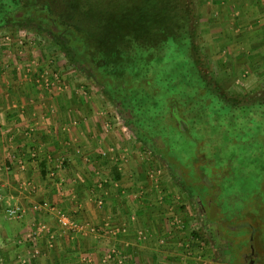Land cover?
<instances>
[{"label": "rangeland", "instance_id": "374dc122", "mask_svg": "<svg viewBox=\"0 0 264 264\" xmlns=\"http://www.w3.org/2000/svg\"><path fill=\"white\" fill-rule=\"evenodd\" d=\"M223 1L185 0L184 15L180 18L181 35H195L199 70L206 80L204 91H210L228 105L236 99L240 106L261 107L264 104V16L259 10L263 13L264 6L260 3L242 17L232 0H227L222 8ZM43 2L51 13L65 21L69 19L70 22V17L78 15L77 12L72 15L74 12L70 8L59 3ZM121 8L115 9L116 12L89 14L88 20L93 23L90 34L94 36L91 51L94 57L87 61L88 66L76 59L71 61L67 57L71 50L68 48L67 53L63 52L55 44L54 40L59 38L62 42L64 38L52 33L58 29L52 27L49 19L48 28L44 30L34 26L32 20L26 27H0V94L3 95L0 105L22 110L32 105L40 110L46 107L54 110V107L60 106L69 112L74 106L76 112L72 115L76 119L70 118L72 123L94 121L95 127L90 134L93 135L96 130L95 134L99 133L101 136L98 134L97 137L101 140L111 139L115 132L122 131L120 137L125 136L124 139L131 143L130 149L137 148L136 153L142 162L144 184L140 191L127 194L132 201H123L122 204H129V208L126 207L123 212L115 208L119 214L111 215L116 221L106 218L107 214L101 211L108 196L109 186H105L108 182L100 180L103 185L99 188L96 178L90 180L89 198L97 211L100 210L96 218L99 217L102 224L91 225L76 220L84 226L78 235L85 237L81 246L86 251L79 259L80 263L76 264H264V201L250 200L246 204L238 201L237 206H242L244 210L231 216L217 207L216 193L204 194L202 204L197 196L188 194L181 171L169 165L162 155L165 150L164 136L160 138L159 134L174 135L177 129L186 132L188 124L197 120L198 109L180 103L181 109L178 110L172 104L167 108L166 117L157 123L160 107L153 93L139 92L134 88L122 95L121 100L106 94L100 83L103 76L111 75V72L121 77V73L128 74V70L133 71L137 67L146 70L148 66L144 56L130 62L119 56L121 52H130V46L136 39V36L126 34L127 23L122 21L124 17L121 16L126 7ZM96 47H103L98 50L99 53L104 52V57L98 55ZM159 61L162 57L158 58V64ZM93 69H100L102 74L98 75ZM8 75L13 79L11 82L7 81ZM188 83L191 84L190 79ZM165 84L172 85L169 82ZM10 89H17V95L5 97L3 91ZM52 110L49 109L45 115H49L50 120H59ZM170 112L176 116L175 122L170 120ZM234 112L237 121L233 122L241 123L246 116L251 117L249 127H244L243 131L250 133L256 127L264 126V110L251 109V113L247 111L243 115L236 110ZM16 115L22 117L20 113ZM20 120L26 121V118ZM169 127H172L170 132ZM25 133L29 136L30 130ZM110 143L112 146L106 147L99 158L115 163L123 161L125 157L117 155L120 151L113 147V142ZM14 154L15 157L11 156L10 160L9 156L5 157L1 166L4 168L2 177L9 179L14 174L25 172L28 160L33 158L30 152L28 157L22 150ZM20 178L17 184L21 187L19 192L29 197L35 192L32 191L35 182ZM110 186L115 188L116 185ZM93 188H97L96 191ZM117 196L119 198L120 195ZM100 199L102 205L98 206ZM14 206H19L23 214L20 218L10 219L7 210ZM22 206L12 197V201L7 200L0 208V264H35L33 262L40 259L41 252L38 250V254H34L38 248L32 247V243L39 247L44 238L33 235L31 226L23 233L16 230L26 214ZM40 207V203L32 204L35 212ZM32 236L37 240L32 241ZM44 244L48 248L46 240ZM48 258L46 264H67L64 259L55 261L57 258L54 259L51 254Z\"/></svg>", "mask_w": 264, "mask_h": 264}, {"label": "trees", "instance_id": "16d2710c", "mask_svg": "<svg viewBox=\"0 0 264 264\" xmlns=\"http://www.w3.org/2000/svg\"><path fill=\"white\" fill-rule=\"evenodd\" d=\"M50 1L70 8L74 12L72 15L77 12V17H70V22L69 19L65 21L51 13L43 0H0V27H26L32 20L34 26L44 30L48 28L49 19L52 27L58 29L52 33L64 38L62 42L57 38L55 44L63 52L67 53L68 48L71 50L67 54L68 59L73 62L76 59L88 66L87 61L94 57L91 52L94 36L90 34L93 23L88 20L89 14L116 12L115 9L126 7L121 12L124 17L122 21L127 23L126 34L136 36V39L130 46V52H121L119 56L127 62L144 56L148 66L146 70L139 67L128 70V74L121 73V77L110 72L111 75L103 76L101 82L97 79L106 94L121 100L122 95L134 88L139 92L153 93L160 107L157 123L166 117L167 108L172 104L178 110L181 109L180 103L198 109L197 120L188 124L186 132L177 129L174 135L159 134L160 138L164 136L165 150L162 155L169 165L181 171L180 176L186 180L188 194L197 196L203 204L204 194L216 193L214 199L219 205L217 207L223 213L229 212L230 216L244 210L242 206H237L238 201L246 204L250 200L260 199L263 203L264 126L248 133L243 129L249 127L250 116L244 118V124L233 121H237L235 110L242 115L247 111L251 113V109L263 111L264 104L258 108L240 106V102L234 99L228 105V102L218 100L210 91H204L206 80L199 70L195 35L192 33L184 37L180 31L185 0ZM103 47L95 48L102 57L105 56L104 52L99 53L98 49ZM160 57L162 61L158 64ZM93 70L98 75L102 74L100 69ZM165 82L172 85L166 86ZM169 118L172 122L176 120L173 112L169 113ZM171 130L172 127H169L168 131Z\"/></svg>", "mask_w": 264, "mask_h": 264}, {"label": "crops", "instance_id": "0c3cea01", "mask_svg": "<svg viewBox=\"0 0 264 264\" xmlns=\"http://www.w3.org/2000/svg\"><path fill=\"white\" fill-rule=\"evenodd\" d=\"M226 1L222 2V8L225 7ZM232 1L233 6L238 8L242 17L248 15L247 11L251 13L253 7L260 6V3L261 6H264V0ZM236 1H239L238 5ZM262 10L263 13L261 10L259 13L264 16V8ZM7 79L8 82L13 80L10 75ZM15 91L17 89L5 90L3 94L5 97L6 95L15 96L17 95ZM0 97L3 95L0 94ZM33 107L35 106L32 105L30 108L26 107L27 110H22L14 106L8 108L0 105V208L3 207V203H6L7 200L12 201V197H14L15 201L20 202L26 210V214L16 230L23 233L27 227L31 226L34 233L38 232L39 239L44 238L39 247H37L38 244L32 245L41 252L40 259L33 263L46 264L45 260L49 259V254L54 259L57 258L55 259L57 262L64 259L67 264L80 263L79 259L86 252L81 246L82 238L85 237L78 235L80 231L72 232L62 227L58 222L59 215L68 216L70 219L79 220V222H88L91 225L102 224L99 217L96 218L99 216L100 210L97 211L96 205L89 198V187L92 186L90 180L96 178L99 188L103 185L100 180L108 182V185H105L106 188L109 186L107 188L108 196L105 198V207L101 211L107 214L106 218L115 220L111 214H119L118 208L122 212L126 207L129 208V204H122L132 201L131 198H128L131 196L127 194L140 191L141 185L144 184L142 162L139 160V154L136 153L135 149L137 148L130 149L131 143L124 139L125 136L124 138L120 137L122 131L115 132L111 139L102 138L101 140L97 137L99 133L95 134L96 130L93 135L90 134L92 127H95L94 121L72 123L70 118L76 119L72 115L76 112V107H70L72 109L70 112L66 110L67 108L60 106L54 107V110L48 107L43 110ZM49 109L57 113L59 120L48 119L49 115H45V113ZM15 113H20L22 117L15 116ZM71 115L73 117H70ZM31 117L35 118L31 119ZM23 118H26V121L20 120ZM27 130H30L29 136L25 135ZM110 142H113V147L116 146L114 148L120 151L117 155L125 157L123 161L115 163L105 158H99L106 147L112 146ZM18 150L24 151L25 156H28L27 154L30 152L33 157L32 160H28L30 162L27 164L26 171L14 174L9 179L2 177L3 173L1 172L4 168L1 166L5 157L9 156L8 160H10L11 156L15 157L14 153ZM116 160L117 158H115ZM19 177L35 182L32 184L34 195L30 194L27 197L19 192L21 188L17 185ZM110 185L116 186L114 188ZM93 189L96 191L97 188ZM123 194L126 196L124 197ZM117 195H120L119 198ZM39 203L42 207L38 212L33 211L32 204ZM142 204L144 205V203ZM48 231L51 233H47ZM45 240L48 242L49 249L44 244ZM76 243H78V247H76Z\"/></svg>", "mask_w": 264, "mask_h": 264}, {"label": "built area", "instance_id": "2783aa9c", "mask_svg": "<svg viewBox=\"0 0 264 264\" xmlns=\"http://www.w3.org/2000/svg\"><path fill=\"white\" fill-rule=\"evenodd\" d=\"M97 205L98 206L102 205L101 199L98 200ZM34 209H38V208L36 206H34ZM22 214H23V211L19 206H14V207L7 210V216L10 219L20 218ZM58 222L66 230H69L72 232H77V231L79 232V231H82L84 228L83 224H79L76 220L70 219L68 216H65L62 214L59 215ZM33 235L38 236V232L33 233ZM35 236H32V241L37 240V238ZM32 244H34V243H32ZM34 254H38V251L36 249L34 250Z\"/></svg>", "mask_w": 264, "mask_h": 264}]
</instances>
